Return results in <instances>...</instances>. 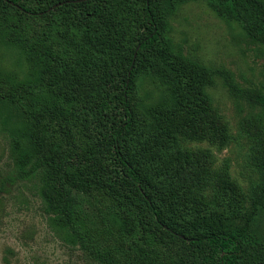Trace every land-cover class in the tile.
<instances>
[{"label":"rangeland","instance_id":"obj_1","mask_svg":"<svg viewBox=\"0 0 264 264\" xmlns=\"http://www.w3.org/2000/svg\"><path fill=\"white\" fill-rule=\"evenodd\" d=\"M161 21L160 40L137 65L133 80L137 125L129 158L146 176L165 175L185 190L197 212L191 224L241 226L264 190V105L247 95L251 89L264 94V52L237 23L216 16L203 0L175 3ZM109 23L104 19L102 26L111 28ZM73 24L69 13L42 18L0 7V38L12 30L26 43L46 39L56 54L64 55V70L46 76L44 84L74 108L75 125L62 121L51 130L67 143L75 136L80 156L95 166L103 162L104 152L92 131L91 112L112 74L125 67L123 52L136 42L130 28L122 38L107 40L98 33L82 40ZM8 45H0L5 70L14 67L18 53ZM11 169L7 133L0 127V174ZM90 199L96 212L119 201L101 189ZM44 208L37 180L18 182L0 197V264H101L55 229ZM134 215L140 221L137 237L115 231L106 246L125 264H180L184 244L139 208ZM251 227L264 242V198ZM148 233L156 235L155 244L145 239Z\"/></svg>","mask_w":264,"mask_h":264},{"label":"trees","instance_id":"obj_2","mask_svg":"<svg viewBox=\"0 0 264 264\" xmlns=\"http://www.w3.org/2000/svg\"><path fill=\"white\" fill-rule=\"evenodd\" d=\"M183 1L199 0H0V7L9 6L19 14L51 18L69 13L75 19L70 27L82 40L98 33L111 40L124 36L126 28L134 34L135 46L123 52L125 67L112 74L106 94L91 112L92 131L104 152L103 162L95 166L84 162L75 136L67 143L51 130L62 121L75 125L74 108L44 84L46 76L64 70V55L56 54L46 39L26 43L12 30L9 37L0 38V45L6 42L18 51L14 67H0V127L7 133L12 160V169L0 174V197L18 182L37 180L51 225L101 264H125L105 241L115 231L137 237V208L184 244L180 264H264V242L251 227L264 190L253 200L245 224L206 229L188 221L197 212L173 178L146 176L128 155L137 125L132 102L137 65L160 40L161 19L172 12L173 4ZM203 1L219 18L237 23L246 39L264 52V0ZM104 19L111 28L102 26ZM247 95L264 105L262 91L251 89ZM167 126L171 128V123ZM170 134L175 137L174 131ZM97 189L112 192L118 203L96 212L90 196ZM145 239L157 242L154 233Z\"/></svg>","mask_w":264,"mask_h":264},{"label":"water","instance_id":"obj_3","mask_svg":"<svg viewBox=\"0 0 264 264\" xmlns=\"http://www.w3.org/2000/svg\"><path fill=\"white\" fill-rule=\"evenodd\" d=\"M53 7H55V6H53ZM135 56H136V53L134 54V59H135ZM134 59H133V62H134Z\"/></svg>","mask_w":264,"mask_h":264}]
</instances>
